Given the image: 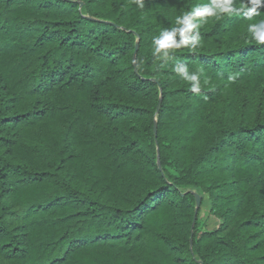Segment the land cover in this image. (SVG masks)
Returning a JSON list of instances; mask_svg holds the SVG:
<instances>
[{"label": "trees", "instance_id": "16d2710c", "mask_svg": "<svg viewBox=\"0 0 264 264\" xmlns=\"http://www.w3.org/2000/svg\"><path fill=\"white\" fill-rule=\"evenodd\" d=\"M215 3L0 0V264H264V0Z\"/></svg>", "mask_w": 264, "mask_h": 264}, {"label": "clouds", "instance_id": "9594fccd", "mask_svg": "<svg viewBox=\"0 0 264 264\" xmlns=\"http://www.w3.org/2000/svg\"><path fill=\"white\" fill-rule=\"evenodd\" d=\"M137 2H140V0H137ZM232 2L233 0H220L219 3H215V0H213V3H215V7L218 8L222 12L230 11L231 10L230 6L232 5ZM202 7H203V10L196 9L193 12L188 13L186 16L177 18L178 24L186 25V26H183L180 29H173L170 32L163 33L162 34L163 39H159V38L155 39L154 43L157 45L156 52H159L161 50V48L164 46L165 41L171 42L169 46H175V47H180L181 45L188 43V38L185 36V33H188L198 27V24L190 22V18L202 16L205 13H207L208 15L215 14L211 6L205 5ZM255 28H256V25H252L250 26L249 31L253 32V35L258 40V42L264 43V35L255 32ZM177 35L181 37L179 42H177L175 39ZM166 54L167 53H165V55ZM177 71L183 74L185 79L193 82L192 91L199 92L200 90L199 83H198L199 77L197 74L193 73L189 75L187 73V68L184 66H179L177 68Z\"/></svg>", "mask_w": 264, "mask_h": 264}, {"label": "water", "instance_id": "95a60500", "mask_svg": "<svg viewBox=\"0 0 264 264\" xmlns=\"http://www.w3.org/2000/svg\"><path fill=\"white\" fill-rule=\"evenodd\" d=\"M195 198H196V205H195V210H194V217H193L192 226L194 225V222H195V219H196V215H197V212H198V208H199L200 202H201V197L199 195L196 194Z\"/></svg>", "mask_w": 264, "mask_h": 264}, {"label": "rangeland", "instance_id": "374dc122", "mask_svg": "<svg viewBox=\"0 0 264 264\" xmlns=\"http://www.w3.org/2000/svg\"><path fill=\"white\" fill-rule=\"evenodd\" d=\"M204 210H206V208ZM203 215H207L206 212H203ZM217 223L218 221L214 217H210L207 219V225L210 228L216 227Z\"/></svg>", "mask_w": 264, "mask_h": 264}]
</instances>
